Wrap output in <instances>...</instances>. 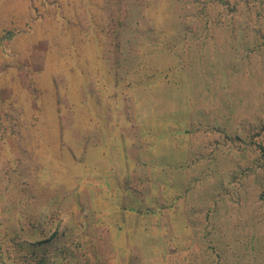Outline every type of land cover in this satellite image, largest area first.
Returning <instances> with one entry per match:
<instances>
[{"label": "rangeland", "instance_id": "374dc122", "mask_svg": "<svg viewBox=\"0 0 264 264\" xmlns=\"http://www.w3.org/2000/svg\"><path fill=\"white\" fill-rule=\"evenodd\" d=\"M0 264H264V0H0Z\"/></svg>", "mask_w": 264, "mask_h": 264}]
</instances>
